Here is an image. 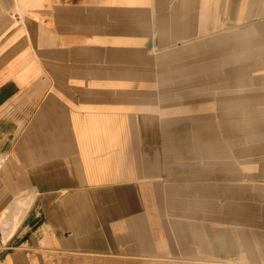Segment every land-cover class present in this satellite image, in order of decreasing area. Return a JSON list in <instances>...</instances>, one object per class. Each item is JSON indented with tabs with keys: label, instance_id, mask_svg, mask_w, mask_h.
I'll return each mask as SVG.
<instances>
[{
	"label": "crops",
	"instance_id": "obj_1",
	"mask_svg": "<svg viewBox=\"0 0 264 264\" xmlns=\"http://www.w3.org/2000/svg\"><path fill=\"white\" fill-rule=\"evenodd\" d=\"M225 1L166 0L167 4L159 20L162 31L170 23L171 13H177L175 21L172 28L170 26L166 43L158 44L159 40L155 35L151 44L155 45V52H162L158 57L160 75L173 71L169 81L184 79L194 82L195 86L198 77L201 91L190 89L184 93H170L169 97L178 95L179 98L190 99V104L185 103L188 106L183 109L187 113H199L201 120L196 123L194 116H191L189 133L194 132L188 134V137L189 140L200 139L205 145L210 139H215L216 145H236V138L231 131L238 123L235 114L239 110V101H245L241 98L246 97L249 103L247 107H242L247 111L252 105V96L238 87L237 82L241 77L249 79L250 73L245 68L237 70L239 65L247 63L246 59L238 56L237 50L248 44L242 35L245 28L254 24L264 27V15L238 21L236 12L224 9ZM108 13H111V8L104 6L101 0H0V157L13 160L25 153L29 143L26 132L28 128L31 130L33 119L43 110L51 89L49 73L56 71L60 78L70 71H67V67L73 61L76 65L77 53L81 47L88 46L86 40L92 35V24L100 15ZM20 37L22 39L19 40L20 45L15 47L16 50L5 54L9 42ZM75 40L78 44L73 48ZM175 44L177 45L174 47ZM184 45L187 46L182 47ZM181 47L185 48V55L174 72V59H177ZM30 66L38 69L37 76L32 77L25 71ZM21 76L27 79L23 84L20 83ZM204 82L207 86L206 94L203 88L205 86L202 85ZM151 96L155 99L158 94L154 91ZM203 97L206 100H202ZM152 110L153 105L143 112L146 118H142L138 130L143 129L144 135L149 130L148 134L153 136V130L160 132L162 129L179 128L176 124L170 125L172 121L167 126L162 124L159 129L158 122L155 126L150 116ZM175 114L172 111V116ZM209 114L217 118L215 122L208 120L206 115ZM137 134L138 132L130 144ZM172 135L163 132L162 138L168 140ZM153 144L154 141L151 145ZM15 147H18L17 153L14 152ZM152 150L151 154L155 156ZM140 156V152L130 155L127 152L121 178L103 187L114 197L113 203L108 208L95 209L109 215L89 222L86 232L78 241L68 229L63 230V243L59 239L45 240L43 235L32 236L38 227L50 223V213L53 210L51 205L49 209L42 211V217L26 222L16 237L0 250V264H6L5 260L8 258L11 264L223 263L192 257L190 248L184 243L174 245L170 237L160 234V221L154 223L144 220L141 214L144 205L129 199L136 200L141 193L165 194L164 189L160 192L161 188L170 190L175 186L180 188L196 184L197 182L192 183L187 178V175L196 174H199L200 183L215 180L223 185L225 179H229L239 188L238 167L236 166V175L230 176L224 175L219 165H210V168L202 165L200 159L195 161L196 159L190 158L185 161L182 157ZM223 156L224 154H217L216 158L219 161ZM26 174L24 173L25 176ZM177 176L180 178L175 179ZM7 177L15 179V176ZM9 193L10 188L0 185V203ZM146 207L153 209L149 204Z\"/></svg>",
	"mask_w": 264,
	"mask_h": 264
},
{
	"label": "bare ground",
	"instance_id": "obj_2",
	"mask_svg": "<svg viewBox=\"0 0 264 264\" xmlns=\"http://www.w3.org/2000/svg\"><path fill=\"white\" fill-rule=\"evenodd\" d=\"M101 3L111 8L108 15L114 33L109 46L102 53L82 52L74 69L65 73L62 83L46 98L31 127L32 135L41 134L38 149H26L27 157L13 160L0 157V185L4 186L6 176H15L13 186L7 183L10 193L0 205L9 202L17 207L16 216L0 227V248L4 249L26 222L42 217V211L51 205V227H38L33 237L43 235L45 240L63 243V230L68 229L78 241L89 222L109 215L95 209L108 208L114 201L103 187L121 178L143 112L154 103L153 86L143 85L154 70L160 72L152 40L156 35L158 44L166 43L177 13H171L170 23L162 31L159 20L166 0ZM224 9H232L241 21L264 15V0H226ZM242 35L248 44L237 51L247 63L237 70L245 68L250 78L241 77L237 85L252 96V105L247 111L242 106L247 107L249 101L241 98L245 101H239L235 114L238 123L231 132L236 138L239 177L245 174L252 179L264 169V162L254 157L264 152V27L254 24ZM46 130L47 134L43 132ZM243 191L255 192L264 201V190L250 186ZM244 246L247 248L246 243ZM10 261L5 260L6 264Z\"/></svg>",
	"mask_w": 264,
	"mask_h": 264
},
{
	"label": "rangeland",
	"instance_id": "obj_3",
	"mask_svg": "<svg viewBox=\"0 0 264 264\" xmlns=\"http://www.w3.org/2000/svg\"><path fill=\"white\" fill-rule=\"evenodd\" d=\"M91 32H92L91 37H89L88 40H86V43L88 44V46L81 47V49L77 53L76 62L79 61V56L82 52L102 53L103 49L109 46V43L112 41L113 33H114L113 26H112L109 15L107 14L100 15L96 19V21L92 24ZM23 38L25 40L26 38L25 34ZM20 39L22 38L20 37L16 41L13 40L9 42L11 39L7 41L9 42L10 45H8L9 48L6 49L4 53L6 54L9 52H14L16 50L15 47H18L20 45L18 44ZM76 44H78V42L76 40L73 41L72 43L73 48L77 46ZM12 45L14 46V48L11 49ZM176 45L177 44H175L174 47ZM186 46L187 45H184L182 47H186ZM189 48L188 50H190ZM180 50L181 52L178 54L177 59H174L176 61L175 62L176 68L174 72L177 71V68L179 64H181V62L183 61V58L185 55L184 54L185 48H182ZM155 54H156V57H159L162 54V52L156 51ZM74 67H75V61H73V63L67 67V71L74 69ZM25 71L30 73L32 77H35L38 75V69L33 66L28 67ZM172 74H173V71H171L170 74L167 72L166 75H160L156 73V70H154L152 75L148 76V78L144 80L143 85L145 88L153 86V90L156 92V95L158 94L157 98L155 97L154 99L153 110H152L153 112L150 114V116L153 118L154 125L157 126V122H158V124L160 125L159 129H161L162 124H166L165 126H167L170 124V122L173 121L170 125L176 124V126H178L179 128L164 130V131H162L163 130L162 129L160 130V132L153 130L152 131L153 136H151V134H148L150 133V130L147 131L148 135L147 134L144 135L143 133L144 130L139 129L137 131L138 134L135 136L134 140L128 147L129 155L131 153L137 154V152H140L141 154L140 157H182L185 161H187L190 158L196 159L195 161H199L200 159L202 160V165L208 168H210V165L214 167L216 165H219V168L223 170L224 175L228 174L230 176H233V175L235 176L236 175L235 157H226L223 159H219V161L222 162L220 163L217 160L216 155L219 153L233 155V153L236 152V145H233V146L225 145L224 147L209 146V145L207 146L205 144H202L200 142V139H191L192 141H190L188 134L194 131L189 133L190 131L189 127L191 125L189 119L191 118V116H194L196 120L194 122L199 123V121L201 120L198 115L199 113H187L183 109L184 106H188L185 103L190 104L189 103L190 99L179 98L178 95H176L174 98L169 97L170 93L174 95V94H178L179 92L184 93V91L190 90V89H198L201 91V88H200L201 86H200V83L198 82V77H197V84H196L197 86H195L194 82L189 81V80L185 81L184 79L183 80L177 79L175 81L173 80L169 81V78L172 76ZM49 76L52 80V85L50 87L51 89L47 97L51 95V92L55 91L57 84L60 85L62 83L60 79H63L65 77V76L63 77L60 76V78H58L59 74L56 73V71H53L52 74L49 73ZM26 80L27 79L24 78V76L20 77L21 84L25 83ZM202 85L205 86L203 87L204 92H205L207 88L206 83L204 82L202 83ZM202 100H206V98L203 97ZM172 111L176 112L175 116H172ZM143 116L144 118H146V115H143ZM206 117L211 122H215V120L217 119L212 114L206 115ZM144 124H145V120H144ZM43 132H46L47 134L49 130H46ZM163 132H168V134L171 133L173 135L169 137L168 140H163L162 138ZM198 132L199 131L197 130V133ZM250 132L251 130L250 131L248 130L249 139L252 137ZM156 135L158 138L156 137ZM26 137L29 140V143L26 145V149L31 150V151H33L35 148L38 149L40 145H38L37 143L41 140V134L37 132V134L32 135V130L28 128L26 132ZM153 141H154V144L151 145ZM191 142H200V144L198 143L195 145V144H191ZM17 148L18 147H15V151H14L15 153H17L18 151ZM250 148H251V145H250ZM26 149H25V155L21 154V156L19 157H27ZM150 149L151 150L154 149L156 151L154 152L155 156H152ZM150 154L151 156H149ZM254 157H257L259 161L262 160L264 162V152L261 151L258 154H256ZM4 165H7V164H4ZM23 172L27 173L26 171H23ZM243 176H244V181L247 184H250V186L253 187L254 189H260V191L264 190V169L258 170V174L256 175V177H253L252 179L250 177H246V175H243ZM2 181L5 182L4 188H9L7 183H11L13 186V182L9 177L6 178V181L5 180H2ZM253 193L254 195L249 197V199L251 198V200H249L250 208H247L246 211L239 212V214L240 213L243 214L241 218L243 217L250 218L251 221L253 222L252 229H253L254 235L252 237L251 245L255 246V250L257 252V253L255 252L256 256H262L264 254L263 252L264 251V201L261 199V197L258 198V196H255L256 195L255 192ZM262 193L263 195L261 196L264 197V192ZM16 214H17L16 205H13L12 203H9V202L3 206L0 205V227L2 225L9 223L16 216ZM239 239H241V241L243 240L242 234L239 237ZM0 250H3V247L0 248ZM260 260H261L260 262H262V260L264 259L260 258Z\"/></svg>",
	"mask_w": 264,
	"mask_h": 264
},
{
	"label": "water",
	"instance_id": "obj_4",
	"mask_svg": "<svg viewBox=\"0 0 264 264\" xmlns=\"http://www.w3.org/2000/svg\"><path fill=\"white\" fill-rule=\"evenodd\" d=\"M214 140H209L207 146H221L216 145ZM152 151L156 152L154 149ZM235 153H224L223 157H235L236 160ZM236 166L238 167L237 162ZM243 175L245 174L239 177V188L229 179H225L223 185L215 180L200 183L199 174L187 175L190 182L197 183L180 188L175 186L170 190L161 188L160 192L164 189L165 194L141 193L138 199L129 200L143 204L144 211L141 214L144 220L148 219L154 223L159 220L160 234L170 237L174 245L186 244L192 252V257L227 264H264V260L260 262V258L264 259V254L256 256L255 246L251 245L254 235L253 222L250 218H241L243 214H239L250 208L249 197L254 195L243 191V187L250 190V184L244 181ZM148 204L152 205L153 209L147 208ZM241 234L242 241L239 239ZM242 256L245 257L244 260H241Z\"/></svg>",
	"mask_w": 264,
	"mask_h": 264
},
{
	"label": "flooded vegetation",
	"instance_id": "obj_5",
	"mask_svg": "<svg viewBox=\"0 0 264 264\" xmlns=\"http://www.w3.org/2000/svg\"><path fill=\"white\" fill-rule=\"evenodd\" d=\"M11 177H14V176H11ZM3 180H5V181H6V178H3ZM14 180H15V179H13V180H12V182H13Z\"/></svg>",
	"mask_w": 264,
	"mask_h": 264
}]
</instances>
